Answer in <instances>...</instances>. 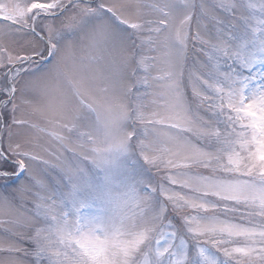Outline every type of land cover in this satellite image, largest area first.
<instances>
[{"label":"snow or ice","instance_id":"snow-or-ice-1","mask_svg":"<svg viewBox=\"0 0 264 264\" xmlns=\"http://www.w3.org/2000/svg\"><path fill=\"white\" fill-rule=\"evenodd\" d=\"M0 264H264V0H0Z\"/></svg>","mask_w":264,"mask_h":264}]
</instances>
